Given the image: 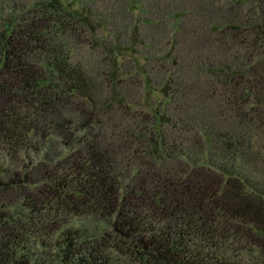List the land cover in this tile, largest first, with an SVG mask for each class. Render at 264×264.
I'll return each mask as SVG.
<instances>
[{"label":"trees","instance_id":"16d2710c","mask_svg":"<svg viewBox=\"0 0 264 264\" xmlns=\"http://www.w3.org/2000/svg\"><path fill=\"white\" fill-rule=\"evenodd\" d=\"M106 20L144 61L97 82L72 52ZM112 252L264 264V0H0V264Z\"/></svg>","mask_w":264,"mask_h":264},{"label":"rangeland","instance_id":"374dc122","mask_svg":"<svg viewBox=\"0 0 264 264\" xmlns=\"http://www.w3.org/2000/svg\"><path fill=\"white\" fill-rule=\"evenodd\" d=\"M64 5L71 9H76L79 12L85 6L86 0H62ZM100 6V10L106 13V9ZM102 13V12H101ZM102 14V17L105 15ZM126 17V16H125ZM108 20L101 21L100 23L96 24V32L97 34L101 35V42L98 45L95 42H92L94 46H90L87 44V41L81 42L80 46L74 48L72 52V58L76 62H80L84 68L88 71L90 76L94 78L97 82L101 80V74L99 71H102L105 68V62L107 59V52L109 51V45H114L120 51L122 55L126 57L128 62L134 57L136 64H142L144 59L140 57V55L132 53L128 49V42L126 41L127 37H115L112 38L110 35V23L108 24ZM126 36V35H125ZM94 39V38H93ZM141 41V40H139ZM140 48V45H137ZM141 49V48H140ZM131 63L127 64V69H131ZM154 79V78H152ZM138 80H133L129 87V93L132 99L134 100H141L143 101L142 97L144 98L145 102L147 101H155V104L158 103L162 99V95L151 88H148V94L144 97V88H141L140 84L137 82ZM114 255L113 263L112 264H132V262L128 261L127 257L123 254L112 252Z\"/></svg>","mask_w":264,"mask_h":264}]
</instances>
